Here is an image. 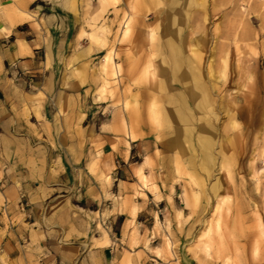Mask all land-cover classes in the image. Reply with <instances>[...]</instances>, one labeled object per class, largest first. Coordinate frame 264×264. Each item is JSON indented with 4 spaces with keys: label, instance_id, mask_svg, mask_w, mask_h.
<instances>
[{
    "label": "clouds",
    "instance_id": "9594fccd",
    "mask_svg": "<svg viewBox=\"0 0 264 264\" xmlns=\"http://www.w3.org/2000/svg\"><path fill=\"white\" fill-rule=\"evenodd\" d=\"M0 264H264V0H0Z\"/></svg>",
    "mask_w": 264,
    "mask_h": 264
}]
</instances>
